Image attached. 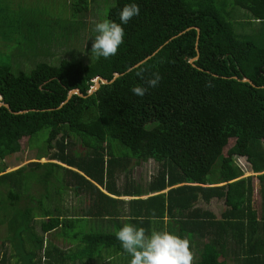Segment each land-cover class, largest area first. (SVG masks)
Masks as SVG:
<instances>
[{"label": "trees", "instance_id": "16d2710c", "mask_svg": "<svg viewBox=\"0 0 264 264\" xmlns=\"http://www.w3.org/2000/svg\"><path fill=\"white\" fill-rule=\"evenodd\" d=\"M86 2L73 6L86 12ZM133 2L140 13L123 25L124 43L109 59L40 63L29 74L0 64L1 102L9 107H0V227L19 264H71L104 249L122 252L115 232L124 223L187 238L191 251L206 240L195 264H227L229 250L231 264H264V0H115L106 18L119 23L123 6ZM153 71L159 85L133 95ZM114 74L120 76L87 95L95 77L110 81ZM73 89L86 97L65 102ZM43 130L46 150L55 152L6 172L3 161ZM236 157H245L252 176L242 177ZM131 160L160 164L147 191L117 189L116 171L128 172ZM33 184L43 193L31 194ZM66 191L87 199L77 218L60 206ZM148 194L154 195L140 198ZM121 196L133 199L115 198ZM212 200L223 201L220 218L197 206ZM88 218L95 222L85 232ZM56 231L77 241V250L63 252L52 241L42 250L44 235ZM6 263L3 254L0 264Z\"/></svg>", "mask_w": 264, "mask_h": 264}, {"label": "rangeland", "instance_id": "374dc122", "mask_svg": "<svg viewBox=\"0 0 264 264\" xmlns=\"http://www.w3.org/2000/svg\"><path fill=\"white\" fill-rule=\"evenodd\" d=\"M114 3L115 0H89V3H87L88 10L83 13L85 16L75 20V18L68 16L70 6H68L69 3H66L65 0H48V3L36 6L42 8L33 9L29 13L20 5V0H0V64L10 65L13 73L23 71L26 74H29L35 66L40 63L57 66L62 59L76 61L75 59L81 58L85 65L89 64L95 56L91 52V44L96 35L94 31L95 24L106 18L108 10ZM26 14H29L31 17L25 18ZM52 21L56 22L54 29L59 32L55 35L50 34L53 29L51 26L53 25ZM81 21L85 23L79 26L81 28L76 29L74 24ZM235 21L239 22L241 20L238 18ZM233 25L235 28L237 27L236 24ZM254 28H257L256 25ZM65 30L76 34H68ZM47 137L48 130H43L33 138L31 143L28 142L27 138L22 140L20 152L3 161V164L6 166V172L16 170L29 162L37 161L35 160L36 158L40 157L45 159L52 155L56 149L46 150ZM70 138L75 141L79 149L84 150L82 148V143L78 139H75L72 135ZM113 144L118 146L125 153H128V150L121 147L118 143ZM52 145L54 147V144ZM75 149V151H77L76 147ZM38 162L45 163L47 160L41 159ZM234 162L244 172L242 177L253 175L249 165L244 162L242 157L234 158ZM159 168L160 164L153 160L139 162L137 165L131 160L128 172L116 171V187L121 191L125 186L132 184L138 186L143 191H147L149 184L156 176ZM62 175V172H59L58 176L60 178ZM257 190V182L253 181V207L259 210L260 200ZM36 191L39 194L43 193V187L33 184L31 194L35 195ZM61 196L60 206L62 210L69 211L70 213L68 214L75 215L76 218L81 215L82 210L87 208V199L84 197L72 196L69 191H66ZM123 199L124 202H127L130 198ZM197 206H205L204 209L211 210L217 218H220V214L225 210L223 201L218 200H212L209 205L200 203ZM18 207L24 208V201L18 203ZM125 207V212H127V206ZM40 220L42 219L36 218V221H34L35 231L39 235H41L39 229ZM121 220L124 219H120V223L122 224L124 221ZM88 221L87 227L90 225L93 226V222L95 221L89 218ZM166 222L167 220H164V223ZM111 225L110 222V226ZM82 228L85 232H90L91 229H86L84 226H82ZM6 236L7 231L4 224L0 227V261L3 254H6V264L21 263L18 259L19 257L15 255L11 248L12 246L6 239ZM43 239L44 245L42 250L50 241L63 252L69 253L77 250V241L71 240L69 237L67 239L63 236L61 237L57 231L52 234L44 235ZM205 241L206 240L202 239L196 240V243L194 242L197 250H192L194 254L193 264L199 260L202 245ZM113 250V248H110L108 251L114 253ZM42 253L43 251H41V253L38 252L39 255ZM43 256L42 254L41 259ZM225 259L227 264H231L232 254L226 256ZM117 260L118 258H116L115 261Z\"/></svg>", "mask_w": 264, "mask_h": 264}, {"label": "clouds", "instance_id": "9594fccd", "mask_svg": "<svg viewBox=\"0 0 264 264\" xmlns=\"http://www.w3.org/2000/svg\"><path fill=\"white\" fill-rule=\"evenodd\" d=\"M139 13L140 8L137 3H128L123 6L119 13V23L105 18L95 24L96 35L91 44V52L97 59L101 57L109 59L118 53L120 45L124 43L125 30L123 25H127ZM161 79L159 72L153 71L150 77L145 80L144 85H134L131 92L133 95L143 97L149 88L157 87ZM242 158L245 159V157ZM101 191L107 194L106 191L102 189ZM151 195L154 194L144 195L145 198L144 196L140 198L146 199ZM115 198L122 201H124L123 198H130L128 201L133 199V197L128 196ZM204 208L205 206H203ZM115 237L120 242L124 252L130 256L129 264H193L194 261V254L190 250V241L167 231L153 230L149 234L144 227L124 223L115 232Z\"/></svg>", "mask_w": 264, "mask_h": 264}, {"label": "crops", "instance_id": "0c3cea01", "mask_svg": "<svg viewBox=\"0 0 264 264\" xmlns=\"http://www.w3.org/2000/svg\"><path fill=\"white\" fill-rule=\"evenodd\" d=\"M87 1V2H86ZM66 3H69L68 6H70V11H69V17H72V18H75L76 19H80L82 18L83 16V13L84 11L81 10H77L73 5L74 3L78 2L79 4H83V3H89V0H65ZM44 3H48V0H20V5H22L24 7V10H26L28 13L31 11V10H35V9H39V8H42V7H36V6H39V5H42ZM88 8V6H87ZM48 9V8H46ZM88 10V9H87ZM87 12V11H86ZM31 16L29 14H26L25 15V18H30ZM53 25L52 26V31L50 32V34H57L59 32H57L54 28H55V25H56V22L52 21ZM85 23L84 21H81V22H77L75 23V28L76 29H79L81 27H79L81 24ZM67 31V30H65ZM68 34H72V35H75L76 33H70L69 31H67ZM166 220V219H164ZM94 221V220H93ZM89 222V221H88ZM88 222L85 224V226L82 224V226H84L86 229L87 228H91L92 225H90L89 227H87V224ZM94 224V222H93ZM108 250L110 249H104L102 250V252L99 254V256L97 257H93V258H90V259H81V260H76L75 262L71 263V264H129V261H130V256L124 252V251H114V253H110ZM235 252V250H234ZM232 254V250H229V253L228 255ZM227 255V256H228ZM236 255V254H235ZM237 257H239L238 255H236ZM116 258H118L117 261ZM240 258H243L242 256H240ZM70 264V263H69Z\"/></svg>", "mask_w": 264, "mask_h": 264}, {"label": "water", "instance_id": "95a60500", "mask_svg": "<svg viewBox=\"0 0 264 264\" xmlns=\"http://www.w3.org/2000/svg\"><path fill=\"white\" fill-rule=\"evenodd\" d=\"M196 31H197V37H198V36H199V30L196 28ZM196 45H197V43H196ZM157 51H158V50H157ZM157 51H156V52H157ZM156 52H154L152 55H154ZM149 58H150V56L147 57L146 59H144L142 62L148 60ZM196 60H197V57H195L194 59H190V60L188 61V63L193 65V62L196 61ZM142 62H141V63H142ZM141 63L135 65L133 68L139 66ZM119 76H120L119 74H114L112 80H110V81H108V80H106V79H104V78L98 77V76L95 77V78L92 80V86H91L90 89L88 90L87 95L90 96V95H92L93 93H95V92L100 88L101 85L111 84V83H112L114 80H116ZM234 79H236V77H234ZM242 82L252 84V83L250 82V80L247 79V78H243V79H242ZM73 95H76V96H79V97H86V96H83V95L81 94V92H80L78 89H73V90H70V91L68 92V94H67V99H66L65 102H67L68 100H70L71 97H72ZM1 100H2V98H1V96H0V107H4V108L8 109V108H9L8 105H7V104H4L3 102H1ZM65 102H64V103H65ZM24 112H27V111H24ZM24 112H19V113H24ZM243 159H244V158H243ZM244 162H245L246 164L249 165V163H248L245 159H244ZM249 167H250V165H249Z\"/></svg>", "mask_w": 264, "mask_h": 264}]
</instances>
